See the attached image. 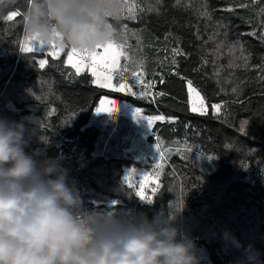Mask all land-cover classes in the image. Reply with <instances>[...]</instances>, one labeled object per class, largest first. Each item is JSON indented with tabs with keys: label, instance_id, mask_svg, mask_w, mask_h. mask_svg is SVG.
<instances>
[{
	"label": "trees",
	"instance_id": "1",
	"mask_svg": "<svg viewBox=\"0 0 264 264\" xmlns=\"http://www.w3.org/2000/svg\"><path fill=\"white\" fill-rule=\"evenodd\" d=\"M25 2L0 8V117L37 128L45 143L33 137L30 148L59 158L88 209L150 220L164 211L194 240L199 264H264V0H120L116 38L122 30L139 34L153 82L142 97L94 85L86 71L75 75L65 49L58 59L21 52ZM205 6L210 18L200 14ZM253 30L257 36L248 35ZM173 49L182 54L174 57ZM188 80L219 112L189 110ZM103 96L174 118L156 122L147 137L166 154L158 174L149 173L159 180L154 195L155 184L145 189L151 203L123 180V171L140 163L94 152L99 129L87 121ZM224 231L240 246L226 242Z\"/></svg>",
	"mask_w": 264,
	"mask_h": 264
},
{
	"label": "clouds",
	"instance_id": "2",
	"mask_svg": "<svg viewBox=\"0 0 264 264\" xmlns=\"http://www.w3.org/2000/svg\"><path fill=\"white\" fill-rule=\"evenodd\" d=\"M9 0H0V8ZM120 0H26L32 43L94 51L115 35ZM37 128L0 117V264H199L196 244L161 211L151 220L87 208L59 158L30 148ZM223 239L239 247L228 231Z\"/></svg>",
	"mask_w": 264,
	"mask_h": 264
},
{
	"label": "rangeland",
	"instance_id": "3",
	"mask_svg": "<svg viewBox=\"0 0 264 264\" xmlns=\"http://www.w3.org/2000/svg\"><path fill=\"white\" fill-rule=\"evenodd\" d=\"M116 36L117 35H114L113 41L117 44L125 45L124 51L128 53V59L121 57L120 67L115 73H113L112 83L116 86H118L120 83L132 84L133 92L137 93L133 96L142 97L139 95V93L141 91H147L145 85L150 81L151 77L147 66L148 61L142 59L141 57L142 42L140 36L138 33L129 30H122L120 39L116 38ZM25 38L26 37L24 32L23 41L25 40ZM68 51H70V49H65L64 51L65 60H67ZM100 51H102V49H100ZM40 59L46 58L42 57ZM141 62L143 63L141 64ZM134 73L143 74V83L137 81ZM94 79L95 78L91 75L92 83ZM93 84L97 85L95 83ZM108 89L112 90L111 88ZM185 90L188 108L191 111L187 82L185 83ZM122 93L127 94L125 92ZM109 100L116 102V111L113 114H97L95 110L97 107L101 106V102L103 101L104 107H107ZM213 105L216 104L208 105L205 102L207 111L211 109L213 112H216L212 107ZM137 109L141 110V108L134 106L128 101L103 96L99 99L97 105L93 109L91 117L87 121V124H93L99 129L98 137L95 141L94 152L103 154L105 156L130 158L140 163L139 168L133 167L131 169H125L123 171L124 180L125 176L130 170H136L131 177V182L133 184H135V182L138 184L139 175L141 173L149 175V173L152 171V174H158V171L166 160V154L161 148L159 152L156 151L155 145L159 144L157 138L153 139V141H149L147 140V137L153 134L152 128L156 122H166L174 120V118L170 115H164L161 113L145 114L141 110L142 115L146 118H154L155 116L165 117L163 121L154 120L150 128L146 119L135 115ZM161 152L163 153V160H161L160 158ZM149 163L151 164L150 171L144 168V164ZM149 177L153 178V175H149Z\"/></svg>",
	"mask_w": 264,
	"mask_h": 264
},
{
	"label": "snow or ice",
	"instance_id": "4",
	"mask_svg": "<svg viewBox=\"0 0 264 264\" xmlns=\"http://www.w3.org/2000/svg\"><path fill=\"white\" fill-rule=\"evenodd\" d=\"M253 2H258V0H253ZM177 3H180V0H177ZM240 7H247L246 4H241ZM227 11H233L232 8L226 9ZM202 16L206 18H210V12L205 6L204 9L200 13ZM17 15L16 12L11 13L8 16V20H12L13 17ZM258 15L264 16V9H261ZM129 18H135L134 8H129ZM264 23V21H262ZM251 36H257V32L253 30L248 33ZM25 40L20 44V51L26 53H41L46 56H51L54 59H58L60 53L64 51V49H57L54 45L45 48L43 45L36 47L31 38L25 32ZM259 38L264 41V32L260 33ZM241 52L244 51L243 45L240 46ZM125 45L117 44L113 41V39L109 40L107 43L103 45L97 46V48L92 52L87 51H78L76 49H71L67 53L66 64L70 65L72 69L75 70V75L79 76L82 72L88 71L95 79L93 83L97 84L100 87L111 88L116 92H125L127 94L136 95L137 93L133 92L132 84H124L120 83L118 86L113 85V73H115L120 67L121 57L128 59V53L124 51ZM102 49V51H100ZM182 54L179 49H173V56ZM242 59L247 65L248 57L243 56ZM40 68H44L48 61L46 59H39L38 61ZM143 62H141L142 64ZM173 63H175V59H173ZM138 82L143 83L142 81V73H134ZM219 75V73H217ZM264 79V77H261ZM162 82V81H161ZM153 87V82H148L145 85V88L151 89ZM188 94H189V103L191 105V111L199 113L200 115L207 114V108L205 106V98L200 94V92L193 87V83L191 80L187 81ZM235 91V89H233ZM149 93L146 91H141L139 93L140 96H146ZM156 95H164V93H157ZM216 112H219L221 105L216 104L212 106ZM116 111V102L109 100L108 106L104 107L103 101L101 102V106L97 107L95 112L97 114L107 113L113 114ZM136 116H140L143 119L147 120L148 126L151 128L154 120L163 121L165 119L164 116H155L154 118H146L142 115L141 110L137 109L135 112ZM156 151H160L159 144L155 145ZM160 158L163 160V153H160ZM135 169L130 170L124 178V182L128 185L129 188L136 189V195L141 199L148 203L152 202L153 197L146 194L145 189L148 187L150 183L155 184L156 187L151 189L153 195L157 192L159 188V180L158 177L150 178L148 174L141 173L139 175L137 188L135 184L131 182V177L133 173H135Z\"/></svg>",
	"mask_w": 264,
	"mask_h": 264
}]
</instances>
